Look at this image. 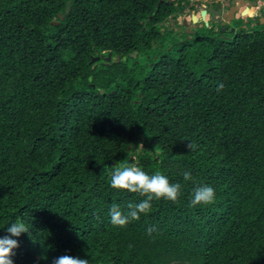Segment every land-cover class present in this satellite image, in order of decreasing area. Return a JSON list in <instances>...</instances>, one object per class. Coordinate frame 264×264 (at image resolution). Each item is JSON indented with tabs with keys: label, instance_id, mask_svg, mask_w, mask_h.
Here are the masks:
<instances>
[{
	"label": "trees",
	"instance_id": "obj_1",
	"mask_svg": "<svg viewBox=\"0 0 264 264\" xmlns=\"http://www.w3.org/2000/svg\"><path fill=\"white\" fill-rule=\"evenodd\" d=\"M192 2L0 0V238L30 231L13 264H264V25L162 31ZM125 162L182 187L121 228L113 204L144 199L111 187Z\"/></svg>",
	"mask_w": 264,
	"mask_h": 264
},
{
	"label": "clouds",
	"instance_id": "obj_2",
	"mask_svg": "<svg viewBox=\"0 0 264 264\" xmlns=\"http://www.w3.org/2000/svg\"><path fill=\"white\" fill-rule=\"evenodd\" d=\"M186 13L187 12H185V14ZM187 30L193 29L187 28ZM119 58H121L122 61V57L119 56L114 60L112 55V63L116 60L118 62ZM222 87L223 85H220L218 90ZM195 147V145L189 144V150H192ZM183 178L185 181L192 179L191 174L188 172L183 174ZM110 184L113 189L126 190L127 192L136 193L144 197V199H142L139 203L128 204L126 211L122 210L119 205L113 204L109 212L111 223L114 226L121 228L126 227L131 222L139 221L141 219V215L149 213L154 199H166L172 202L177 201L181 195L182 187L180 184L170 183L168 178L160 172L149 175L137 165L127 162L113 167ZM214 200L215 191L210 186H199L192 192V206L202 204L208 205L213 203ZM29 232L28 226H26L23 222L12 223L9 227H7V233L9 235L0 238V264H13L11 259L14 254L13 250L18 248L19 245L18 241L12 237H19L22 233ZM52 264H89V260L70 255H61L54 258Z\"/></svg>",
	"mask_w": 264,
	"mask_h": 264
},
{
	"label": "flooded vegetation",
	"instance_id": "obj_3",
	"mask_svg": "<svg viewBox=\"0 0 264 264\" xmlns=\"http://www.w3.org/2000/svg\"><path fill=\"white\" fill-rule=\"evenodd\" d=\"M192 4L195 7L194 10L190 9L191 6L186 5L185 12H194L191 15L190 22L197 26L200 25L199 28L205 25L204 22H201L203 19L202 13L204 11H206V19L209 22V26H213L216 32L219 31V29L228 28V30L222 34L228 33L234 35L242 29L255 31L257 27L264 25V0H193ZM212 11L216 13L220 11V14H217V18L221 19L220 24L212 22ZM193 15L198 16V23L193 22ZM231 17L234 19L231 20ZM240 20L242 21V25L233 26L234 22ZM186 21L187 18L184 19V22ZM216 27H218L217 30ZM196 28L198 27H194V29ZM115 59L116 58H114V60Z\"/></svg>",
	"mask_w": 264,
	"mask_h": 264
},
{
	"label": "rangeland",
	"instance_id": "obj_4",
	"mask_svg": "<svg viewBox=\"0 0 264 264\" xmlns=\"http://www.w3.org/2000/svg\"><path fill=\"white\" fill-rule=\"evenodd\" d=\"M193 5V4H192ZM191 5V6H192ZM194 12H191V11H187V13L184 15H181V16H178L176 19H173V18H170L169 21L166 23V26L165 28L162 29V31H165V30H170L174 35L176 36H181L179 33H188L187 29L186 28H189V29H194V27H198L196 28L197 29H200L201 33H204V34H211L213 31H215V29L213 28V26H207L206 24L203 25L202 28H199V26L197 25H194V24H191L190 22V18H191V15L193 14ZM187 18V21L184 22V19ZM253 20V19H252ZM239 25H242V21H236L233 23V26H239ZM168 28V29H167ZM218 27H216V30H217ZM221 30L219 29L218 32H220ZM216 32V31H215Z\"/></svg>",
	"mask_w": 264,
	"mask_h": 264
},
{
	"label": "water",
	"instance_id": "obj_5",
	"mask_svg": "<svg viewBox=\"0 0 264 264\" xmlns=\"http://www.w3.org/2000/svg\"><path fill=\"white\" fill-rule=\"evenodd\" d=\"M163 3V1H161L160 2V5ZM70 5H71V2H69L68 4H67V11H66V13H68L69 11H70ZM212 13V22L213 23H218V24H220L221 23V19L219 18H217V14H220V11L218 12V13H216V12H214V11H212L211 12ZM202 17H203V19H202V21L201 22H204L207 26L209 25V22L207 21V19H206V11H204L203 13H202ZM59 19H61V20H63L64 19V17H63V15L62 14H59ZM231 20H233L234 18L233 17H231L230 18ZM198 21H199V19H198V16H196V15H193V22L194 23H198ZM263 23H264V19H263ZM53 24H59V22H53ZM228 30V28H223V29H221V33H225L226 31ZM189 34H191L192 32H193V30H188L187 31ZM232 32H234V31H232ZM137 56H138V52H134L133 54H130V57L131 58H137ZM101 60H104V62L105 63H107V64H109V65H111V63H112V54L110 53L107 57H105V56H100V57H94L91 61H90V63L91 64H94V68L97 66V63L99 62V61H101ZM121 61V58H119V60H118V62H120ZM139 82L137 83V86H139ZM112 95H114V94H116V92L114 91V92H112L111 93Z\"/></svg>",
	"mask_w": 264,
	"mask_h": 264
}]
</instances>
